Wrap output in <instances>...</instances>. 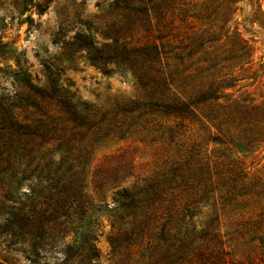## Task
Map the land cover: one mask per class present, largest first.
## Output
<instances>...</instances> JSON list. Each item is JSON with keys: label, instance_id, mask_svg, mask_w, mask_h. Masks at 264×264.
Returning <instances> with one entry per match:
<instances>
[{"label": "trees", "instance_id": "trees-1", "mask_svg": "<svg viewBox=\"0 0 264 264\" xmlns=\"http://www.w3.org/2000/svg\"><path fill=\"white\" fill-rule=\"evenodd\" d=\"M221 1L206 8L211 19L224 6L220 21L197 28L195 20L201 23L204 17L193 13L196 6L186 0H117L125 22L113 29L111 43L95 48V43L83 42L82 34L73 37L104 73L113 71L108 64L133 73L140 89L134 100L120 98L102 109L57 84L53 97L39 92L33 118L16 103L0 105V204H12L6 205L0 236L9 234L15 245L28 244L31 263L74 230L75 211L87 205L82 176L95 151L110 140L136 134L166 143L174 158L121 194L122 208L132 217L126 235L146 240L160 255L158 264H246L229 257L219 224L223 213L235 212L237 222L226 234L243 237L249 225L259 233L263 195L249 194L240 161L210 154L208 144L228 145V151L237 141L246 147L263 142L264 132L243 130L251 123L259 126L263 109L224 100L232 88V71L227 69L233 57L217 53L215 38L225 31L233 11ZM36 7L41 14L48 8L44 3ZM139 30L144 34L136 40L130 36ZM237 43L238 58H243L245 41L237 37ZM19 176L36 179L25 199L12 194ZM202 206L207 221L196 222ZM154 236L162 244H155ZM73 243L66 247L67 257L72 258L74 249L78 256L92 254L89 241Z\"/></svg>", "mask_w": 264, "mask_h": 264}, {"label": "rangeland", "instance_id": "rangeland-1", "mask_svg": "<svg viewBox=\"0 0 264 264\" xmlns=\"http://www.w3.org/2000/svg\"><path fill=\"white\" fill-rule=\"evenodd\" d=\"M117 0H0V105L5 108L11 103L21 105L24 115L36 111L33 107L40 91L48 96L55 95L56 85L63 87L82 101L98 108L109 109L120 98L134 100L140 93L136 77L128 70H117L114 64L104 73L102 66L93 64L89 51L76 45L73 37L84 36V43L95 48L111 43L113 29L125 22L124 15L116 6ZM195 5L193 13L204 17L197 28L212 26L213 19L219 22L226 7L233 11L225 31L216 36L217 53L222 58L233 57L227 69L232 71V88L227 89L224 100H238L249 106H259V128L255 123L243 130L264 132V0H222L216 18L207 19L206 8L214 5L213 0H186ZM48 6L45 13H39L37 4ZM218 19V20H217ZM218 29L217 27L214 28ZM62 32V36H58ZM143 30L130 35L136 38ZM237 37L245 41L246 56L238 58ZM236 57V58H235ZM245 59V60H244ZM226 70V71H227ZM249 131V132H250ZM221 146L210 142L212 155H226L237 159L245 169V184L249 194L263 195L259 205L264 209V141L246 147L242 142ZM56 157V153L52 152ZM174 158V152L162 141H152L142 135L114 139L101 145L82 176L86 206L75 211L74 232L61 235L59 240L40 252L37 259H30L28 244H13L16 241L9 234L0 236V264H158L161 257L152 252L150 245L141 238L126 235L132 220L131 211H124L121 194L131 190L156 172L165 168ZM119 178L115 180V176ZM122 175V176H121ZM11 187L14 197L29 196L30 188L36 183L29 177ZM32 179V178H31ZM0 204V225L6 217L5 201ZM252 207V203L250 204ZM5 207V211L2 209ZM195 221H207L205 208ZM250 220L253 217L252 211ZM234 213L222 215L219 224L220 240L232 260L246 264H264V226L259 233L248 226L247 234L240 238L226 234L237 222ZM58 235L55 234V237ZM129 238V239H128ZM155 244H162L157 236ZM112 240L117 243L114 247ZM89 241L92 254L66 255L67 246L73 242Z\"/></svg>", "mask_w": 264, "mask_h": 264}]
</instances>
